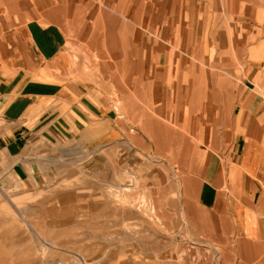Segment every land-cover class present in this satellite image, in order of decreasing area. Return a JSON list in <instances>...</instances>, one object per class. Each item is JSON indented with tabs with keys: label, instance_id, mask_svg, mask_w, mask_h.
I'll use <instances>...</instances> for the list:
<instances>
[{
	"label": "crops",
	"instance_id": "crops-1",
	"mask_svg": "<svg viewBox=\"0 0 264 264\" xmlns=\"http://www.w3.org/2000/svg\"><path fill=\"white\" fill-rule=\"evenodd\" d=\"M90 151L263 239L264 0H0V186Z\"/></svg>",
	"mask_w": 264,
	"mask_h": 264
},
{
	"label": "rangeland",
	"instance_id": "rangeland-1",
	"mask_svg": "<svg viewBox=\"0 0 264 264\" xmlns=\"http://www.w3.org/2000/svg\"><path fill=\"white\" fill-rule=\"evenodd\" d=\"M62 160L48 184L0 186V264H264V238L245 239L229 218L203 222L125 171L117 182L92 151Z\"/></svg>",
	"mask_w": 264,
	"mask_h": 264
},
{
	"label": "bare ground",
	"instance_id": "bare-ground-1",
	"mask_svg": "<svg viewBox=\"0 0 264 264\" xmlns=\"http://www.w3.org/2000/svg\"><path fill=\"white\" fill-rule=\"evenodd\" d=\"M24 218V217H23ZM24 220H25V218H24ZM26 221V220H25ZM84 263L86 264V262L84 261Z\"/></svg>",
	"mask_w": 264,
	"mask_h": 264
}]
</instances>
